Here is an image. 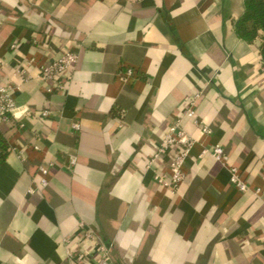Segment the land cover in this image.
I'll list each match as a JSON object with an SVG mask.
<instances>
[{
    "label": "crops",
    "instance_id": "0c3cea01",
    "mask_svg": "<svg viewBox=\"0 0 264 264\" xmlns=\"http://www.w3.org/2000/svg\"><path fill=\"white\" fill-rule=\"evenodd\" d=\"M244 9L245 0H0V83L14 87L19 116L0 122V264H97L69 255L94 248L80 225L115 264H264L262 38L237 35ZM66 51L79 59L59 88L40 75ZM198 93L195 116L182 120L195 143L172 191L155 178L169 159L156 153ZM216 144L247 191L202 155Z\"/></svg>",
    "mask_w": 264,
    "mask_h": 264
},
{
    "label": "built area",
    "instance_id": "2783aa9c",
    "mask_svg": "<svg viewBox=\"0 0 264 264\" xmlns=\"http://www.w3.org/2000/svg\"><path fill=\"white\" fill-rule=\"evenodd\" d=\"M16 45H14L15 47ZM79 59V55L73 51H66L58 59L51 63L43 66L40 77L46 81H56L59 88L63 87L62 78L66 71L73 67ZM134 70L128 68L124 74L121 75L122 79H126L128 76L133 75ZM14 87L11 84L0 83V122L8 121L11 116L19 118L18 106L14 98ZM200 93L195 95V98L189 102L187 109L184 114L180 115L170 126L168 133L162 139L156 157L161 155H168L167 169L164 171L156 172V180L169 190H176L185 178L184 167L188 157L191 154L192 147L195 143V139L192 138L184 130L182 126V120L185 116H195V104ZM50 114L49 110L42 111V116L48 117ZM199 124L198 120H195ZM20 126L23 127L25 124L20 122ZM78 128L79 125L75 124ZM202 131L204 133H210L211 129L202 125ZM210 153L221 163L228 165V156L225 152L224 147L221 144H216L212 147L203 149L202 155ZM76 157H72L71 164H76ZM230 180L231 183L241 191H247L249 189L248 182L243 178L240 169L236 166H229ZM42 173L41 183L43 186L48 184L46 175L49 173V169L45 166L40 167ZM33 189H30L32 192ZM261 190L257 189L259 193ZM80 229L86 239L94 241L95 245L93 249L83 250L77 254L69 253L72 259L84 260L89 257H94L97 264H115L112 260L109 247L103 242L99 233L92 228H87L84 225H80ZM67 242L70 239H66Z\"/></svg>",
    "mask_w": 264,
    "mask_h": 264
},
{
    "label": "trees",
    "instance_id": "16d2710c",
    "mask_svg": "<svg viewBox=\"0 0 264 264\" xmlns=\"http://www.w3.org/2000/svg\"><path fill=\"white\" fill-rule=\"evenodd\" d=\"M234 29L237 35L247 42H253L258 37L262 38L261 56L264 64V0H245L244 12L235 19ZM0 150L1 157L8 152L2 132H0Z\"/></svg>",
    "mask_w": 264,
    "mask_h": 264
}]
</instances>
